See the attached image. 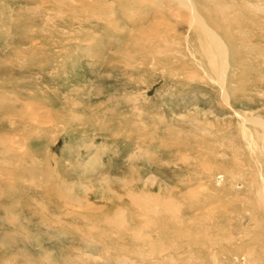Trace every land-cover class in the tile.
Listing matches in <instances>:
<instances>
[{
  "label": "rangeland",
  "instance_id": "374dc122",
  "mask_svg": "<svg viewBox=\"0 0 264 264\" xmlns=\"http://www.w3.org/2000/svg\"><path fill=\"white\" fill-rule=\"evenodd\" d=\"M182 1L0 0V264H264V0Z\"/></svg>",
  "mask_w": 264,
  "mask_h": 264
},
{
  "label": "bare ground",
  "instance_id": "6f19581e",
  "mask_svg": "<svg viewBox=\"0 0 264 264\" xmlns=\"http://www.w3.org/2000/svg\"><path fill=\"white\" fill-rule=\"evenodd\" d=\"M181 2H182V4L183 3H185V2H183L182 0H181ZM188 4V10H189V18H190V21L194 24V23H196V22H200L201 20L200 19H198L197 17H196V15H195V13H194V11H193V9H192V7L189 5V3H187ZM201 23V22H200ZM205 28H207L203 23H201ZM200 26V25H199ZM201 27V26H200ZM204 27H201L202 28V30L205 32V33H208V32H206V29L204 28ZM206 35V34H205ZM208 35L210 36V32L208 33ZM207 37V36H206ZM210 37H212V36H210ZM212 39V38H211ZM210 39V40H211ZM213 44H215V42H212ZM217 49H218V53L219 54H221V56L223 55L222 54V52L221 51H219V48H220V44H219V41H218V43H217ZM216 49V50H217ZM221 59V58H220ZM222 59H223V56H222ZM222 62V61H221ZM222 66H223V64H221Z\"/></svg>",
  "mask_w": 264,
  "mask_h": 264
}]
</instances>
